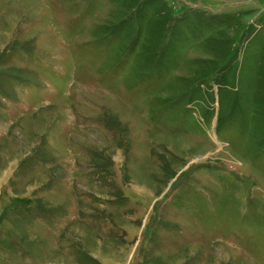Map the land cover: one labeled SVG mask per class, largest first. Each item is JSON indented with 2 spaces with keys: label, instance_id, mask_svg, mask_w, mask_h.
Returning a JSON list of instances; mask_svg holds the SVG:
<instances>
[{
  "label": "rangeland",
  "instance_id": "obj_1",
  "mask_svg": "<svg viewBox=\"0 0 264 264\" xmlns=\"http://www.w3.org/2000/svg\"><path fill=\"white\" fill-rule=\"evenodd\" d=\"M0 264H264V0H0Z\"/></svg>",
  "mask_w": 264,
  "mask_h": 264
},
{
  "label": "bare ground",
  "instance_id": "obj_2",
  "mask_svg": "<svg viewBox=\"0 0 264 264\" xmlns=\"http://www.w3.org/2000/svg\"><path fill=\"white\" fill-rule=\"evenodd\" d=\"M73 168V167H72Z\"/></svg>",
  "mask_w": 264,
  "mask_h": 264
}]
</instances>
